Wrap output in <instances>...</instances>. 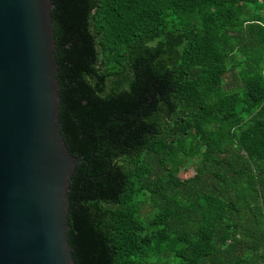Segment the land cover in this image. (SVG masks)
<instances>
[{
	"label": "trees",
	"instance_id": "trees-1",
	"mask_svg": "<svg viewBox=\"0 0 264 264\" xmlns=\"http://www.w3.org/2000/svg\"><path fill=\"white\" fill-rule=\"evenodd\" d=\"M74 264H264V0H51Z\"/></svg>",
	"mask_w": 264,
	"mask_h": 264
},
{
	"label": "water",
	"instance_id": "water-1",
	"mask_svg": "<svg viewBox=\"0 0 264 264\" xmlns=\"http://www.w3.org/2000/svg\"><path fill=\"white\" fill-rule=\"evenodd\" d=\"M51 0H0V264H74Z\"/></svg>",
	"mask_w": 264,
	"mask_h": 264
}]
</instances>
